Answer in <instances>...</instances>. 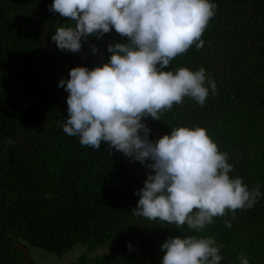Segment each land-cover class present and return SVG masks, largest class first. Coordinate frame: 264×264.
Here are the masks:
<instances>
[{"label":"trees","instance_id":"1","mask_svg":"<svg viewBox=\"0 0 264 264\" xmlns=\"http://www.w3.org/2000/svg\"><path fill=\"white\" fill-rule=\"evenodd\" d=\"M211 2L216 15L203 47L166 70L203 67L216 94L210 89L203 106L185 97L160 121L142 122L153 142L177 127L206 129L228 153L229 175L262 195L235 219L215 217L195 233L132 213L140 199L134 193L154 174L150 161L133 162L107 142L82 146L63 132L68 93L59 81L72 68L107 63L108 46L128 39L113 29L82 39L79 53L61 51L51 37L71 22L49 10L53 0H0V264H31L20 255L22 242L59 257L81 246L77 264H161L166 240L192 235L225 245L220 264H240L241 255L264 264V0Z\"/></svg>","mask_w":264,"mask_h":264},{"label":"clouds","instance_id":"2","mask_svg":"<svg viewBox=\"0 0 264 264\" xmlns=\"http://www.w3.org/2000/svg\"><path fill=\"white\" fill-rule=\"evenodd\" d=\"M216 9L211 0H53L49 9L71 22L51 37L61 51L79 53L82 39H99L113 29L128 39L108 46L107 63L91 70L72 68L69 78L59 81L68 93L63 132L79 137L82 146L98 150L107 142L133 162L150 161L147 168L154 174L134 193L140 199L132 213L177 229L186 225L195 233L215 217L231 213L235 219L237 210L253 208L262 193L229 175L234 166L228 153L206 129L177 127L153 142L142 121H160L185 97L203 106L210 89L216 94L203 67L166 70L193 46L203 47L202 36ZM224 224L232 226L228 219ZM223 247L211 236L169 238L161 246V264H220ZM238 259L249 264L243 255Z\"/></svg>","mask_w":264,"mask_h":264},{"label":"rangeland","instance_id":"3","mask_svg":"<svg viewBox=\"0 0 264 264\" xmlns=\"http://www.w3.org/2000/svg\"><path fill=\"white\" fill-rule=\"evenodd\" d=\"M22 243L23 248L20 251V255L24 261L31 264H77L80 256L85 250L83 247L79 246L69 254L59 257L37 247H33L25 242ZM97 254H103V252H97Z\"/></svg>","mask_w":264,"mask_h":264},{"label":"water","instance_id":"4","mask_svg":"<svg viewBox=\"0 0 264 264\" xmlns=\"http://www.w3.org/2000/svg\"><path fill=\"white\" fill-rule=\"evenodd\" d=\"M1 257H2V256H1ZM1 257H0V258H1Z\"/></svg>","mask_w":264,"mask_h":264}]
</instances>
